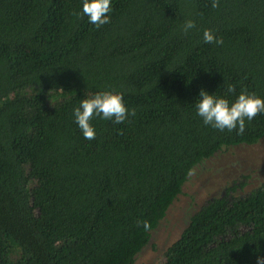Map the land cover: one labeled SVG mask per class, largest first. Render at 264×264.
I'll return each instance as SVG.
<instances>
[{"label":"trees","instance_id":"trees-1","mask_svg":"<svg viewBox=\"0 0 264 264\" xmlns=\"http://www.w3.org/2000/svg\"><path fill=\"white\" fill-rule=\"evenodd\" d=\"M211 3L111 0L96 28L74 14L82 0H0V264H132L193 166L264 136V114L242 135L196 115L201 89L264 99V0ZM205 29L223 44L205 43ZM102 91L136 115L93 117L87 140L73 109ZM248 178L192 214L160 264L264 256V181L233 196Z\"/></svg>","mask_w":264,"mask_h":264},{"label":"rangeland","instance_id":"rangeland-1","mask_svg":"<svg viewBox=\"0 0 264 264\" xmlns=\"http://www.w3.org/2000/svg\"><path fill=\"white\" fill-rule=\"evenodd\" d=\"M243 175L249 178L242 190L233 194L235 197L249 193L264 181V136L253 145L223 148L193 166L181 193L149 232L147 244L134 256L132 264H160L164 250L178 238L189 217Z\"/></svg>","mask_w":264,"mask_h":264},{"label":"clouds","instance_id":"clouds-1","mask_svg":"<svg viewBox=\"0 0 264 264\" xmlns=\"http://www.w3.org/2000/svg\"><path fill=\"white\" fill-rule=\"evenodd\" d=\"M211 7L213 9L219 7V0H212ZM111 11V0H82V13L74 14L86 16L89 23L100 28L110 23L109 13ZM195 27V22L188 19L182 25L181 30L187 34ZM202 39L209 44H223V39L215 37L208 29L203 31ZM226 92L234 94L235 86L227 85ZM195 110L205 126H211L221 132L235 131L237 135H242L245 132L246 120L251 121L257 115L264 114V99L255 94H249L246 90H241L235 100L230 102L226 98L210 95L201 89L199 99L195 103ZM73 115L83 137L87 140H94L96 132L90 123L93 117L120 124L124 123L129 116L135 117L136 110L134 108L130 110L125 106L122 94L102 91L90 98L82 99L79 106L73 109ZM136 226H142L146 232L151 230V224L146 220H137ZM255 264H264V256H256Z\"/></svg>","mask_w":264,"mask_h":264}]
</instances>
